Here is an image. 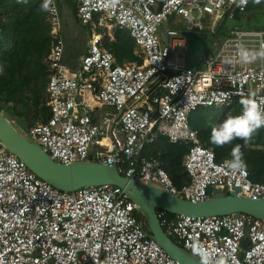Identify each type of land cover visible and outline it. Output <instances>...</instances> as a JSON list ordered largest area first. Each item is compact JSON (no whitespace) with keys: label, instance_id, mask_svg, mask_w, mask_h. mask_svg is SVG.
Here are the masks:
<instances>
[{"label":"built area","instance_id":"2783aa9c","mask_svg":"<svg viewBox=\"0 0 264 264\" xmlns=\"http://www.w3.org/2000/svg\"><path fill=\"white\" fill-rule=\"evenodd\" d=\"M76 1L82 25L96 18L98 23L111 21L127 32L142 63L118 65L102 36L93 35L70 73L63 63V32L52 0L46 10L52 44L44 60L50 116L28 127L24 137L56 163L113 165L123 177L157 182L191 203L206 200L210 188L264 199V184L252 182L246 168L231 172L229 159L217 160L203 148L188 123L198 108L237 105L241 110L240 101L250 95L264 102V59L244 63L236 56L237 44L264 51V28L232 26L195 69L178 52V33L164 29L174 16L198 31L204 29L205 16L213 24L222 18L233 21L236 14L246 13L252 0H119L115 6H107L108 0ZM102 108L112 112L98 113ZM159 137L173 145H191L182 164L188 181L179 188L159 151L143 155ZM136 211L116 186L72 192L52 187L0 141V264H179L150 238ZM156 213L164 232L191 255L198 241L214 260L264 264V225L250 215L170 218L163 210Z\"/></svg>","mask_w":264,"mask_h":264},{"label":"water","instance_id":"95a60500","mask_svg":"<svg viewBox=\"0 0 264 264\" xmlns=\"http://www.w3.org/2000/svg\"><path fill=\"white\" fill-rule=\"evenodd\" d=\"M65 46L67 54L76 56V53L67 47L66 42ZM26 132L27 128L19 120L0 109V141L9 153L26 165L28 170L52 187L66 192L102 185L120 188L136 205V212L140 215L139 221L145 224L150 238L179 264H200V261L175 244L164 232L157 218V210L175 216L190 217L233 215L237 218L240 214H247L264 225V199L254 201L239 197L237 191L230 193L210 188L206 200L191 203L172 194L157 182L123 177L113 165L78 162L65 166L56 163L36 143L24 137ZM247 241L245 239V242Z\"/></svg>","mask_w":264,"mask_h":264},{"label":"trees","instance_id":"16d2710c","mask_svg":"<svg viewBox=\"0 0 264 264\" xmlns=\"http://www.w3.org/2000/svg\"><path fill=\"white\" fill-rule=\"evenodd\" d=\"M252 2V1H251ZM250 2V3H251ZM42 0H36V7H33L29 10V13L25 14L22 17V22L20 21V27L26 26L29 27L30 24L26 21L32 19V22L36 23V60L41 61L42 58L46 57L49 54L48 46L50 45L51 38L48 36L50 32V25L47 20V11L43 9ZM25 2L23 0H0V17L1 12L5 10L12 11L14 8L17 10L23 9ZM252 8V5L249 4L248 9ZM76 11V10H75ZM74 11V12H75ZM239 14L235 15L234 20H238L240 17ZM46 21L49 26L46 25ZM226 22L222 23L217 29V32L221 33V36L225 37L229 28L226 27ZM105 49L113 54L116 59L117 64H122L123 62L135 63L140 65L142 60L135 53L134 42L130 39L127 32L114 29L113 40L105 44ZM23 48L13 49L8 57L7 61L12 58H17L23 54ZM21 57V56H20ZM43 60V59H42ZM187 64V63H186ZM4 67V68H3ZM2 69H5V77L8 82H13L15 84H21L27 77H30L31 82L34 78H38L39 70L44 69L40 66V63L37 62L34 69L30 73L23 74L21 71L25 68L22 65L3 66ZM1 69V68H0ZM3 76V77H4ZM12 79V80H11ZM1 110H3L0 107ZM239 106H234L232 109L228 108H198L195 112H192L188 116V123L190 129L193 130L198 138L199 144L206 149L213 151L217 160L221 159H231V151L233 147L237 144L240 145V150L243 153V158L246 164V169L249 172V178L252 182L264 184V128L261 127L253 135L251 141L245 143L243 140L236 139L233 140L231 144L224 146H216L211 143V126L208 124L209 118L214 123H219L223 121L228 115H236L240 112ZM191 145H173L168 142L164 137H159L156 142L150 146V150L153 152H160L161 157L165 163V171L167 172L170 180L173 185L177 188L181 187L186 181L185 173L183 171V161L184 157L188 153ZM148 154V148L143 151V155ZM158 211V210H157ZM167 216L173 218L175 215L167 213ZM136 216L140 219V215L136 212Z\"/></svg>","mask_w":264,"mask_h":264},{"label":"crops","instance_id":"0c3cea01","mask_svg":"<svg viewBox=\"0 0 264 264\" xmlns=\"http://www.w3.org/2000/svg\"><path fill=\"white\" fill-rule=\"evenodd\" d=\"M55 1L59 11L61 29L64 38L63 63L71 73L70 69H72L73 71L76 70L80 57L85 52L87 42L89 41L91 36L100 35L103 38L104 29H111L113 23L106 19H103L98 23V19L96 18L93 20V22L87 25H82L79 22L75 11L77 8L76 0ZM33 7H36V0H27V3H25L22 11L19 9L17 10V8H14L12 11L5 10L1 12L0 17V106L4 107V111H7L10 115L19 120L20 123L26 128L45 123L50 116L48 107L46 106V86L49 70L48 66L44 64V60L48 55L42 58L43 60L41 59V61L36 60V23H33L32 19H29L26 21V24H30L29 27H20V21L21 23L24 22L22 21V17H24L25 14H30L32 17V14L29 13V10ZM209 19L212 24L213 21L211 17ZM85 26H90L96 32H92L87 38L84 32ZM115 28L116 27L114 26V29ZM165 28L166 26L164 27V29ZM113 32L114 30L112 31V34L108 33V35L110 36V41L113 40ZM48 36L51 38L50 32ZM82 41L84 42L82 48L83 50H79L80 43ZM65 42L67 44V47L76 53V56L78 57L77 63L74 61V55L71 56L70 54L66 53L67 50ZM51 44L52 39L50 45L48 46L49 51ZM103 46L105 48L104 41ZM18 48L24 49L23 54L20 55L21 57L19 56L7 61L6 59L8 55L13 52V49ZM135 49L137 48L135 47ZM78 51H81V53L78 54ZM137 55L139 57V53ZM37 62H39L40 66L44 67V69L38 71V78H34L32 82L30 77H27L23 83L15 84L13 82H8L7 78L4 76L6 72L4 71L5 69H2L3 66H8L9 64H11V66H25V68L21 71L23 74H25L28 72L30 73V71L34 69V66H36ZM128 64L135 63H128L125 61L122 64L118 65ZM69 66H71L72 68H70ZM97 112L100 114H109L112 111L107 108H102L100 110L98 109ZM151 145L152 144L146 147V149L148 148V154L154 153L150 150ZM187 181L185 183H187Z\"/></svg>","mask_w":264,"mask_h":264},{"label":"clouds","instance_id":"9594fccd","mask_svg":"<svg viewBox=\"0 0 264 264\" xmlns=\"http://www.w3.org/2000/svg\"><path fill=\"white\" fill-rule=\"evenodd\" d=\"M27 3V0H23ZM119 0H108L107 6H115ZM52 0H45L42 5L44 10H48ZM241 4H246L247 0H240ZM236 56L244 63H251L257 59H264V51L255 52L244 47L243 44H237ZM227 63H231L230 59H226ZM227 99V94H225ZM241 111L236 115H228L226 118L217 123H214L211 118L208 124L211 126V143L216 146H224L231 144L233 140L240 139L245 143L252 140L253 135L258 129L264 127V102H260L250 95L240 101ZM231 159L226 162V167L235 173L245 170L246 164L243 158V153L240 150V145L233 147ZM193 255L199 257L200 264H226L222 258L214 260L207 249L204 248L198 241L191 246Z\"/></svg>","mask_w":264,"mask_h":264},{"label":"rangeland","instance_id":"374dc122","mask_svg":"<svg viewBox=\"0 0 264 264\" xmlns=\"http://www.w3.org/2000/svg\"><path fill=\"white\" fill-rule=\"evenodd\" d=\"M252 8L248 9L246 13L241 14L238 20H233L227 22L222 18L217 24H211L210 16H205L202 21V25L205 29L202 31L189 30L186 21L181 17L174 16L171 18L170 22L166 25L167 29L175 30L182 40L181 47L178 48V52L183 55L186 59L187 66L190 68H198L203 55L207 51L214 52L217 46L223 41V36L220 32H217L219 26H222L223 22H226V27H231L236 25L241 29L245 30H260L264 28V0H252L250 3ZM210 21V22H209ZM206 24V25H205ZM46 25H48L46 21ZM114 26L111 29H104V44L110 41V36L108 33L112 34ZM230 30V28H229ZM228 30V31H229ZM227 31V32H228ZM84 32L88 38L92 32H96L90 26L84 27ZM138 54L139 51L135 49ZM1 107V106H0ZM4 109V107H1Z\"/></svg>","mask_w":264,"mask_h":264},{"label":"flooded vegetation","instance_id":"af4514ba","mask_svg":"<svg viewBox=\"0 0 264 264\" xmlns=\"http://www.w3.org/2000/svg\"><path fill=\"white\" fill-rule=\"evenodd\" d=\"M83 45H84V42L82 41V42L80 43V49H79V50H83V49H82V48H83ZM80 53H81V51H80V52L78 51V54H80ZM78 54H77V55H78ZM74 57H75V58H74V61L76 62V60H77L78 57H77V56H74Z\"/></svg>","mask_w":264,"mask_h":264}]
</instances>
